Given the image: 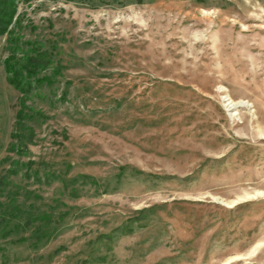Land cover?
<instances>
[{"label":"rangeland","instance_id":"obj_1","mask_svg":"<svg viewBox=\"0 0 264 264\" xmlns=\"http://www.w3.org/2000/svg\"><path fill=\"white\" fill-rule=\"evenodd\" d=\"M2 173L0 264H264V0H19Z\"/></svg>","mask_w":264,"mask_h":264},{"label":"trees","instance_id":"obj_2","mask_svg":"<svg viewBox=\"0 0 264 264\" xmlns=\"http://www.w3.org/2000/svg\"><path fill=\"white\" fill-rule=\"evenodd\" d=\"M18 2L19 0H0V36L8 32V28L12 24L14 16L16 14ZM7 50L9 53L3 59V68L6 80L18 91L27 93L32 89L30 87V80L36 75L39 61L36 57L31 55L18 56L11 45H7ZM24 107L25 101L22 99V97H20L15 121L18 127L24 126V119L28 115L27 112L24 111ZM28 128L29 131L27 132L26 137L24 136L22 138V134L17 131H14L13 133L14 136H19L20 140L25 146L28 142L32 141V135L34 133L33 129L30 126H28ZM9 171L11 173H15L16 168H10ZM7 176L8 175L6 173L0 174V191L1 188L9 182V178ZM13 200L14 198H11L9 199V202ZM3 205L4 203L0 200V207H2ZM8 218H11V216H9Z\"/></svg>","mask_w":264,"mask_h":264}]
</instances>
